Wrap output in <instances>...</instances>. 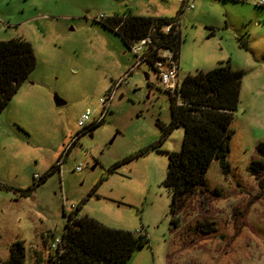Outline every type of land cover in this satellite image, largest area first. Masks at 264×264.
<instances>
[{
    "label": "rangeland",
    "instance_id": "1",
    "mask_svg": "<svg viewBox=\"0 0 264 264\" xmlns=\"http://www.w3.org/2000/svg\"><path fill=\"white\" fill-rule=\"evenodd\" d=\"M182 2L0 0V41L26 40L36 61L0 113V262L20 241L24 264L35 256L47 264L50 235L61 236L63 212L77 207L78 216L146 236L125 264H264V173L257 180L248 171L264 143V0H194L190 10ZM128 12L179 18L178 82L220 65L243 73L230 170L210 164L204 195L188 199L177 225L163 180L183 128L162 136L157 122H170V100L150 66L133 69L104 119L69 147L80 114L96 119L99 99L134 65L120 38L94 19ZM59 160L60 170L49 172ZM35 174L45 179L32 187ZM204 221L213 223L209 234L196 230Z\"/></svg>",
    "mask_w": 264,
    "mask_h": 264
},
{
    "label": "trees",
    "instance_id": "2",
    "mask_svg": "<svg viewBox=\"0 0 264 264\" xmlns=\"http://www.w3.org/2000/svg\"><path fill=\"white\" fill-rule=\"evenodd\" d=\"M176 20L178 18L137 16L128 12L98 22L115 33L128 49L133 43L151 35L161 46L172 50L178 61L180 31L176 34L159 33L163 25ZM35 64L32 46L26 40L13 38L0 41V113L5 110L20 84L28 78ZM242 77L241 70L220 65L208 71L188 74L178 82L173 94L166 91L170 100L171 120L165 126L157 122V126L164 137L174 127L183 128L181 149L168 153V167L163 180V185L171 191L169 209L174 216V225L179 223L180 213L188 199L194 195H204L205 172L212 162L218 163L224 175L230 170L227 161L230 123L238 106ZM97 124L85 128L77 138L89 133ZM77 138L71 141L69 147ZM119 164L115 163L110 171ZM59 170L57 162L49 172ZM248 171L257 180L264 173V143L257 145ZM44 179L45 176L37 181L33 179L32 187ZM210 194L218 196L217 191ZM202 204H206V196ZM77 211L76 207L68 214L63 212L65 224L60 236L63 250L49 252L47 264H125L136 249L148 243L141 233L108 228L93 218L78 216ZM212 225L210 221L199 222L196 230L209 234ZM50 237L54 238L52 235ZM24 258L23 244L16 241L9 246L8 259L0 264H24ZM35 264H40L36 256Z\"/></svg>",
    "mask_w": 264,
    "mask_h": 264
},
{
    "label": "built area",
    "instance_id": "3",
    "mask_svg": "<svg viewBox=\"0 0 264 264\" xmlns=\"http://www.w3.org/2000/svg\"><path fill=\"white\" fill-rule=\"evenodd\" d=\"M193 1L194 0H183L182 2V8L186 10H190L193 8ZM259 5L262 4V2L257 3ZM103 16L99 15L94 19V21H101L103 20ZM180 28V22L179 18L178 20L163 25L159 29V33L161 34H176L179 32ZM129 52L132 54L134 58V65L129 69V71L118 81H116L108 90V92L99 99V113L98 117L96 119H92V112L89 110H86L85 112L81 113L77 120V126L79 127L80 131L72 137L71 141L77 138V135L83 131L85 128L92 124L99 123L102 121L108 112L110 103L113 98L114 89L118 87L128 76V74L131 73V71L135 68L140 67L143 64H146L150 66L159 81L160 86L168 91L169 93L173 94L174 91L178 87V81H177V74L179 70L178 61L174 56V52L168 48H164L161 46L156 39L153 38V36L148 35L137 42L133 43L129 47ZM61 161H58L59 166L61 165ZM81 167H76V170H80ZM41 178L40 175L35 174L33 176L34 180H39ZM50 251H62L63 250V243L61 241L60 237H54L51 240V243L48 246Z\"/></svg>",
    "mask_w": 264,
    "mask_h": 264
},
{
    "label": "water",
    "instance_id": "4",
    "mask_svg": "<svg viewBox=\"0 0 264 264\" xmlns=\"http://www.w3.org/2000/svg\"><path fill=\"white\" fill-rule=\"evenodd\" d=\"M54 102H55V104H56L57 106L63 104V102H62L59 98H57V97H54Z\"/></svg>",
    "mask_w": 264,
    "mask_h": 264
}]
</instances>
